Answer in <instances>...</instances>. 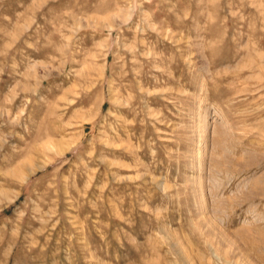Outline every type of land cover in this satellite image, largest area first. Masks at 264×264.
<instances>
[{"label":"rangeland","instance_id":"obj_1","mask_svg":"<svg viewBox=\"0 0 264 264\" xmlns=\"http://www.w3.org/2000/svg\"><path fill=\"white\" fill-rule=\"evenodd\" d=\"M0 264H264V0H0Z\"/></svg>","mask_w":264,"mask_h":264}]
</instances>
